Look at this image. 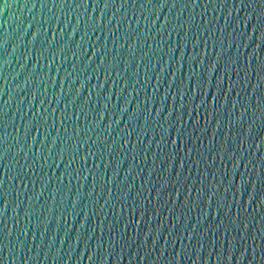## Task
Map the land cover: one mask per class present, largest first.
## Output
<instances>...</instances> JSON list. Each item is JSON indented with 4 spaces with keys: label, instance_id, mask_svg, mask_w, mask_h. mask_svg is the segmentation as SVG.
<instances>
[{
    "label": "water",
    "instance_id": "95a60500",
    "mask_svg": "<svg viewBox=\"0 0 264 264\" xmlns=\"http://www.w3.org/2000/svg\"><path fill=\"white\" fill-rule=\"evenodd\" d=\"M0 264H264V0H0Z\"/></svg>",
    "mask_w": 264,
    "mask_h": 264
}]
</instances>
